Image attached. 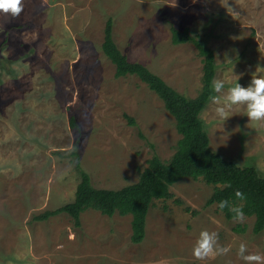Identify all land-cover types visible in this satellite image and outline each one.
<instances>
[{"label": "rangeland", "instance_id": "374dc122", "mask_svg": "<svg viewBox=\"0 0 264 264\" xmlns=\"http://www.w3.org/2000/svg\"><path fill=\"white\" fill-rule=\"evenodd\" d=\"M23 8L16 18L0 14V264H245L241 243L264 256V229L207 204L213 185L201 178L184 177L173 196L154 199L138 243L131 214L87 208L78 227L66 213L33 219L73 199L74 150L91 183L112 189L135 182L152 155L166 161L175 152L181 135L161 98L134 74L116 77L102 51L109 17L129 60L194 97L202 56L191 41H171V22L212 49L213 79L227 88L237 75L247 86L264 67V0H23ZM214 108L208 99L200 113L212 149L264 176V127L249 123L243 106L225 122ZM204 229L231 250L196 260Z\"/></svg>", "mask_w": 264, "mask_h": 264}, {"label": "trees", "instance_id": "16d2710c", "mask_svg": "<svg viewBox=\"0 0 264 264\" xmlns=\"http://www.w3.org/2000/svg\"><path fill=\"white\" fill-rule=\"evenodd\" d=\"M170 29L171 41L174 44L191 41L202 56V85L194 97L179 92L142 62L129 60L114 40L111 17L105 22L101 48L115 65L116 77L134 74L161 98L164 107L173 115L176 130L181 135L177 140L175 152L166 161L157 154L152 155L135 182L112 189L96 187L91 183L90 175L81 167L77 151L74 150L80 180L73 199L56 208L37 213L33 215V219L46 220L55 214L66 213L78 227L80 214L87 208L97 209L107 215L116 212L131 214L130 238L132 242L138 243L145 236L146 217L154 199L173 196L171 185L184 177H191L201 178L213 185V190L206 200L207 204L219 205L221 200L227 199L234 206L242 205L244 215L254 217L252 231L258 233L264 229V176L255 165H239L233 159L212 149L209 134L200 116L209 95L212 94L211 81L216 68L213 51L197 36L191 34L188 27L181 29L171 22ZM74 117L75 115L70 116V124L78 128ZM128 119L131 124L135 122L130 116ZM237 190L241 191L246 199H237ZM221 211L227 218H233L227 208Z\"/></svg>", "mask_w": 264, "mask_h": 264}, {"label": "clouds", "instance_id": "9594fccd", "mask_svg": "<svg viewBox=\"0 0 264 264\" xmlns=\"http://www.w3.org/2000/svg\"><path fill=\"white\" fill-rule=\"evenodd\" d=\"M23 10V0H0V14L16 18ZM228 61L231 62V60ZM235 77L236 82L227 88L223 79L214 78L211 81L212 94L209 95L208 99L212 105H215V115L225 122L231 117L230 113L235 106H243L244 116L247 117L249 123L264 127V67L259 64L256 66L255 71L251 73V79L247 86L238 83L240 76L235 75ZM235 196L239 200L246 199L239 190L235 192ZM218 206L221 210L227 208L233 214L234 221H244L245 215L242 205L234 206L225 199L221 200ZM218 240V233L210 232L207 229L201 230L192 247L193 257L196 260L204 261L226 255L231 249L220 245ZM238 256L245 264H264V256L248 253L247 245L244 243L239 245Z\"/></svg>", "mask_w": 264, "mask_h": 264}]
</instances>
